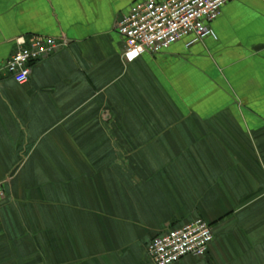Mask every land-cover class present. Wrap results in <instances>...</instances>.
I'll return each instance as SVG.
<instances>
[{
  "label": "crops",
  "instance_id": "1",
  "mask_svg": "<svg viewBox=\"0 0 264 264\" xmlns=\"http://www.w3.org/2000/svg\"><path fill=\"white\" fill-rule=\"evenodd\" d=\"M139 1L0 0V64L68 41L25 84L0 72V264H154L146 244L198 217L214 240L175 264H264V0L127 61Z\"/></svg>",
  "mask_w": 264,
  "mask_h": 264
},
{
  "label": "built area",
  "instance_id": "2",
  "mask_svg": "<svg viewBox=\"0 0 264 264\" xmlns=\"http://www.w3.org/2000/svg\"><path fill=\"white\" fill-rule=\"evenodd\" d=\"M232 0H142L121 16L116 24L124 40L122 54L127 61L145 52H159L188 38L187 45L214 36L211 23L222 7ZM68 44L54 37H34L29 42L17 39V49L0 72L19 84L30 80L33 66L55 55ZM5 188L0 184V201ZM214 240L213 227L198 217L180 226L168 227L146 244V252L154 264H175L188 256H205Z\"/></svg>",
  "mask_w": 264,
  "mask_h": 264
}]
</instances>
